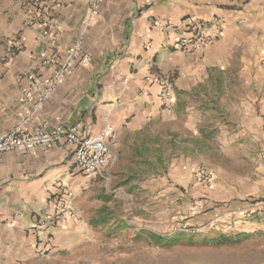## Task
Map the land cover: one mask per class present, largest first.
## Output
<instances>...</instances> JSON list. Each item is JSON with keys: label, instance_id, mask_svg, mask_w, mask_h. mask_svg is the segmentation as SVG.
Wrapping results in <instances>:
<instances>
[{"label": "crops", "instance_id": "obj_1", "mask_svg": "<svg viewBox=\"0 0 264 264\" xmlns=\"http://www.w3.org/2000/svg\"><path fill=\"white\" fill-rule=\"evenodd\" d=\"M92 1L60 0L52 29L32 24L25 0H0V134L33 110V103L22 100L23 91L31 88L36 96L55 70L51 59L64 58L79 44L92 61L73 69L27 128L80 124L97 134L108 117L115 136L107 166L96 176L75 167L66 143L0 155V264L38 258L31 230L51 198L68 192L80 219L53 228L54 250L47 258L88 243L105 207L97 200L100 193L150 192L161 177L175 176L185 186L191 180L192 188L206 190L191 204L193 225L264 234V0H105L98 20L85 29ZM190 19L220 21L225 31L205 48L177 51L173 45ZM234 74L246 91L257 93L250 101L241 98L240 105L248 107L235 108L236 122L219 129L238 141V161L251 166L245 179L251 183L235 189L237 182H224L219 190L224 172L204 159L200 147L219 137H203L200 117L213 108L218 81ZM166 80L172 99L164 105ZM221 151L227 161L230 151ZM201 171L211 173L210 184L198 180Z\"/></svg>", "mask_w": 264, "mask_h": 264}, {"label": "rangeland", "instance_id": "obj_2", "mask_svg": "<svg viewBox=\"0 0 264 264\" xmlns=\"http://www.w3.org/2000/svg\"><path fill=\"white\" fill-rule=\"evenodd\" d=\"M236 69L239 71V67ZM234 75L218 81L216 95L210 97L214 106L200 117L205 136L211 139L219 137L217 142L203 140L200 144L206 151L204 159L217 164L224 172L219 178L222 182V189L219 190H223L224 182H237L233 184L235 189L251 183L245 181L251 174V166H244L238 161L242 156L238 154V141L231 142L229 136L226 133L221 135L219 129L227 122H236L238 114L234 112L235 108L244 111L248 107L245 102L243 106L240 105L241 98L250 101L257 93L251 88L246 91ZM249 147L250 153H253L251 150L255 149V145ZM222 149L230 151L227 161ZM230 174L233 176L229 177ZM159 179L151 183L152 190L146 193H100L97 200L105 203L102 204L105 206L101 211L102 219L94 228H90L93 234L87 244L69 255L68 252L50 258L37 255V259L26 264H264L263 233L249 234L248 239L239 244L219 247L206 245L205 239L220 234H240L222 227L208 230L193 225V219L197 216H193L191 204L201 200L198 192L205 189L192 188L191 180L186 186L181 185L175 176ZM242 180L245 182L241 183ZM220 192L224 194V191ZM94 194L96 199L97 193ZM99 205L92 204L91 208ZM179 224H187L192 229L182 231ZM149 234L163 239L177 237L179 240L173 244L158 245L150 239Z\"/></svg>", "mask_w": 264, "mask_h": 264}, {"label": "built area", "instance_id": "obj_3", "mask_svg": "<svg viewBox=\"0 0 264 264\" xmlns=\"http://www.w3.org/2000/svg\"><path fill=\"white\" fill-rule=\"evenodd\" d=\"M29 12L33 16L32 24H39L46 28H56L58 24L57 11L60 8V0H25ZM105 0H93L90 4L88 16L84 21V28L91 27L100 16V8ZM154 26L162 27L159 22ZM225 31L220 21L204 22L197 19H190L182 29L179 38L173 48L180 52H188L192 49L205 48L220 39ZM20 51L19 45L15 46ZM92 61L91 56L86 54L78 44L71 48L64 58H52L51 63L55 66L53 73L42 82V88L36 96H32V89L23 91L22 100L33 103V110L20 118L14 127L7 132L0 134V155L10 152H31L37 149L47 148L59 143H66L73 148L74 165L86 176H96L102 173L108 163L110 146L114 140V129L105 118V125L101 132L92 134L78 124L73 127L56 126L49 129L42 126L35 131L28 130L30 122L44 109L45 103L56 93L58 86L62 83L77 66L87 65ZM129 77L123 80L129 83ZM162 103L167 104L172 99L170 83L163 82V92L160 96ZM198 180L205 184L212 182V175L208 171H201ZM245 215L251 213L249 210L243 212ZM78 212L71 204V196L68 192L61 198H51L50 204L43 210L41 218L32 228L35 236L34 249L38 256L48 257L53 253L52 230L57 225L67 220H79ZM216 220H221V215H216ZM180 223V222H178ZM182 231H190L191 226L179 224ZM176 229V226H175ZM212 229H217L213 226Z\"/></svg>", "mask_w": 264, "mask_h": 264}, {"label": "trees", "instance_id": "obj_4", "mask_svg": "<svg viewBox=\"0 0 264 264\" xmlns=\"http://www.w3.org/2000/svg\"><path fill=\"white\" fill-rule=\"evenodd\" d=\"M205 131L202 132L203 137L205 136ZM150 239L155 241V243H157L158 245H167V244H173L175 242H177L179 240V238L175 237V238H161L158 237L154 234H149ZM249 235L248 234H243V235H237V236H227V235H217L215 237H212L210 239H205L204 243L206 245H211V246H225V245H233V244H239L243 241H245L246 239H248Z\"/></svg>", "mask_w": 264, "mask_h": 264}]
</instances>
